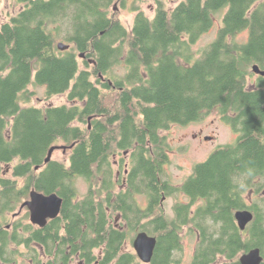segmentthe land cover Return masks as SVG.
Returning a JSON list of instances; mask_svg holds the SVG:
<instances>
[{"label":"trees","instance_id":"1","mask_svg":"<svg viewBox=\"0 0 264 264\" xmlns=\"http://www.w3.org/2000/svg\"><path fill=\"white\" fill-rule=\"evenodd\" d=\"M18 1L24 7L0 25V264H24L21 257L38 252L35 243L57 246V264L78 251L92 264L98 246L102 264H142L128 247L140 231L157 237L150 264H180L185 228L198 235L192 264H241L240 255L256 247L264 257V76L253 71L255 64L264 70V0H178L174 7L166 1L175 0H155L153 17L133 7L131 29L111 9L125 0ZM222 10L217 38L195 58L192 45ZM244 31L248 38L239 41ZM62 33L65 50L57 43ZM121 64L124 76L114 73ZM31 84L68 101L29 105ZM216 108L239 138L173 185L161 132ZM59 142H76L70 164L45 161ZM123 150L133 168L116 191L112 160ZM9 164L12 176H2ZM75 177L88 182L83 198ZM33 189L64 199L60 215L38 229L19 211ZM175 194L188 201H176L169 215L163 203ZM239 209L255 214L244 230Z\"/></svg>","mask_w":264,"mask_h":264},{"label":"rangeland","instance_id":"2","mask_svg":"<svg viewBox=\"0 0 264 264\" xmlns=\"http://www.w3.org/2000/svg\"><path fill=\"white\" fill-rule=\"evenodd\" d=\"M178 2V0L172 2L166 1V5H168V7H174ZM124 3L125 6L121 4V1L117 2V4H114L111 9L114 10L115 5L118 6L116 11H118L121 21L129 29L132 28L136 15V11L133 9L134 6L140 7L149 17L155 15V0H125ZM23 7L24 4L18 0H0V25L8 21L11 15L16 14ZM224 12L225 10H222L217 13L215 16V24L192 45V51L195 58H198L201 55L202 50L217 38L219 29L223 25L222 18ZM65 37V33L59 35L57 43H68ZM236 37L239 41H246L248 38V32H241ZM79 59L81 67L85 68L86 65L84 60L82 58ZM114 73L119 76H124L126 73L124 64L116 66L114 68ZM94 80H96L95 77ZM29 89L33 92L30 97L31 101L27 103L29 105L44 107L49 104L60 105L67 103L68 101L66 93L49 97L47 95V88L44 85L31 84ZM161 134L167 138L169 143V161L165 164L164 170L166 176L175 186L181 185L186 178H188L198 162L206 160L212 152L219 148V146L236 142L239 136L230 128V126L226 125L218 108L206 112L205 117L201 120L194 121L187 125L174 124L169 129L162 131ZM208 134L216 136L215 140L210 141L202 138V135ZM57 145H65V143L59 142ZM52 158L68 163L70 154L68 151L65 152L64 149L60 148L54 151ZM75 182L79 197L83 198L88 192V183L83 178H77ZM245 198L249 204L255 203L257 199L256 195L250 193H248ZM140 201L143 206L147 205V201L144 198H141ZM176 201H188V198L176 194L168 197L163 203V208L167 214H172L173 206ZM183 235V251L179 253L176 258L180 259V264H192L198 235L195 232H189L188 228H185ZM130 243L128 245H130ZM22 248L25 250L24 246H22ZM130 248H133V246H130Z\"/></svg>","mask_w":264,"mask_h":264},{"label":"water","instance_id":"3","mask_svg":"<svg viewBox=\"0 0 264 264\" xmlns=\"http://www.w3.org/2000/svg\"><path fill=\"white\" fill-rule=\"evenodd\" d=\"M117 9L118 6L115 5V10ZM58 47L64 50L67 49L69 45L64 42H58ZM80 55L81 57L85 56L84 53H81ZM253 71L258 75L264 76V70L261 69L258 64L253 66ZM110 83H112V81H110ZM63 148L66 149L64 146ZM52 151L54 150L51 149L49 151L45 160L46 162L52 159ZM30 196L31 198L26 200L21 207L27 206L29 208L33 223L45 226L49 219L56 218L60 215L63 206V197L58 193L53 192L47 194L33 189ZM254 217L255 214L250 209H239L235 212V218L241 230L246 229V227L253 221ZM133 245L140 260L147 264L151 263L157 245V237L150 235L146 231H140L136 235ZM263 261L264 257L258 247L252 248L248 252L240 255L241 264H262Z\"/></svg>","mask_w":264,"mask_h":264},{"label":"flooded vegetation","instance_id":"4","mask_svg":"<svg viewBox=\"0 0 264 264\" xmlns=\"http://www.w3.org/2000/svg\"><path fill=\"white\" fill-rule=\"evenodd\" d=\"M82 58L84 59V57H82ZM46 106H50V104L46 105ZM225 123H226V125L230 126V128L234 132H236L237 135L240 136V134H241L240 132H237L236 130H234L231 127V125L228 124L227 122H225ZM239 136H238V138H239ZM202 138L204 140L214 141L216 136H214L213 134H208V135H202ZM75 144H76V142L71 144V147L68 146V145H64V146H66V150H64V151L65 152L68 151L69 154H70L73 151V147L75 146ZM113 160H112V162H113L112 166L114 168V170H113V176H114V180H115L114 184H115L116 191H120L121 189H123V188H125L127 186V176H128L129 172L133 168V163H132V160H131V151L130 150H123L121 154L116 153L114 155ZM67 164H70V158H69V162ZM12 170H13V167H12L11 164H9L8 167H6L5 171L3 172L4 175H2V176H6V174L10 175ZM77 178H82V177H75L74 179L76 180ZM75 183L76 182H74V185H75ZM31 191H30V194H31ZM88 191H89V185H88ZM78 196H79V193H78ZM30 198H31V196L29 195V197L27 199H25L23 201V203L26 200H29ZM19 211H21L22 213L24 212L23 214H25L27 212L29 213V222L35 227V229L44 227V226H41L40 224H35V223L32 222L31 213H30V210H29V208L27 206L20 207ZM19 211H17L16 213H13L11 215V217L15 218V220H18L20 218V216H21V215H19ZM120 214H121L120 212L115 213L114 214L115 221L112 222V220H111V224H114L116 227L120 226V222L122 221V218L120 217ZM50 220H52V219H49L48 222ZM7 227L10 228L12 226H11V224L10 225L8 224ZM130 241H131V243H130ZM133 242H134V240H133ZM133 242H132V239L131 240L129 239L128 240V244L130 243V245H128V247L133 246ZM31 247H34L38 252L36 254H29V255L27 254L28 255L27 257L26 256L21 257V259L23 261L24 260L26 261L24 264H48L49 261H54L53 264H57V258H58V248H57V246L54 247V249H51V251L47 250V248H45L44 246H42V245H40L38 243H35ZM19 248L25 253L29 252L27 247H25V250L22 248V246H20ZM131 249H134V248H131ZM71 250H72V248H71ZM104 250H105L104 246H98L96 248H93V257H95L96 259H95V261L92 262V264H102L103 257L105 255V251ZM34 256H37L39 260L41 259V261L35 260ZM69 260H70L69 264H87L88 263L87 259L82 255L81 251H78L76 253H72L71 252V259H69ZM23 261H21V262H23ZM2 264H4V263H2Z\"/></svg>","mask_w":264,"mask_h":264},{"label":"bare ground","instance_id":"5","mask_svg":"<svg viewBox=\"0 0 264 264\" xmlns=\"http://www.w3.org/2000/svg\"><path fill=\"white\" fill-rule=\"evenodd\" d=\"M65 44H66V43H65ZM67 45H68V44H67ZM69 47H70V46H69ZM69 47H68V48H69ZM59 48H60V47H59ZM68 48H67V49H68ZM60 49H61V48H60ZM61 50H62V49H61ZM64 50H65V49H64ZM57 146H61V147H57ZM63 146H64V145H54L51 149H53L54 151L57 150V149H60V148L64 149ZM56 147H57V148H56ZM64 147H66V146H64ZM54 148H56V149H54ZM51 149H50V150H51ZM64 150H66V149H64ZM54 151H52V152L54 153ZM48 154H49V153H48ZM52 156H53V154H52ZM63 200H64V199H63Z\"/></svg>","mask_w":264,"mask_h":264},{"label":"crops","instance_id":"6","mask_svg":"<svg viewBox=\"0 0 264 264\" xmlns=\"http://www.w3.org/2000/svg\"><path fill=\"white\" fill-rule=\"evenodd\" d=\"M137 254V253H136ZM140 259V258H139ZM142 262V261H141ZM142 263H144V262H142ZM148 264H150V263H148Z\"/></svg>","mask_w":264,"mask_h":264}]
</instances>
